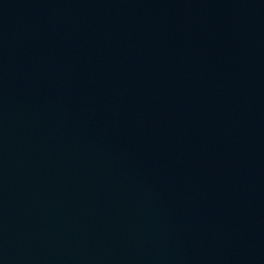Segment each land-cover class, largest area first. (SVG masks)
I'll list each match as a JSON object with an SVG mask.
<instances>
[{"label":"water","instance_id":"1","mask_svg":"<svg viewBox=\"0 0 264 264\" xmlns=\"http://www.w3.org/2000/svg\"><path fill=\"white\" fill-rule=\"evenodd\" d=\"M0 264H264V0H0Z\"/></svg>","mask_w":264,"mask_h":264}]
</instances>
